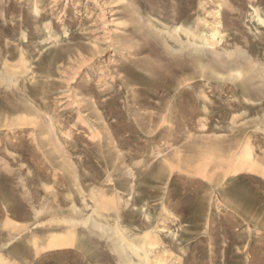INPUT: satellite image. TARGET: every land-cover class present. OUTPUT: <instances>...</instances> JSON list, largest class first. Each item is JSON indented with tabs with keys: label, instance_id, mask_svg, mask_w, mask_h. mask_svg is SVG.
Listing matches in <instances>:
<instances>
[{
	"label": "rangeland",
	"instance_id": "1",
	"mask_svg": "<svg viewBox=\"0 0 264 264\" xmlns=\"http://www.w3.org/2000/svg\"><path fill=\"white\" fill-rule=\"evenodd\" d=\"M263 72L264 0H0V264H264Z\"/></svg>",
	"mask_w": 264,
	"mask_h": 264
},
{
	"label": "bare ground",
	"instance_id": "2",
	"mask_svg": "<svg viewBox=\"0 0 264 264\" xmlns=\"http://www.w3.org/2000/svg\"><path fill=\"white\" fill-rule=\"evenodd\" d=\"M257 18H258L259 21L263 22V20L259 16H257ZM176 30H178V28L177 27H174L173 32H176ZM214 30L215 29H211L210 36L212 38H214V36H215ZM182 31H183V29H182ZM188 31H185L184 30V32L187 34V36H188V34H190V32H188ZM192 39H194V38H192ZM204 40H205V43H206L205 46H208L210 44H211V46H213L212 43L209 42V40H207L206 38H204ZM240 70H241L240 68H237V69H232L231 71L234 72L237 76H240V74L242 75V72ZM263 75H264V72H263ZM247 159L250 162V158L248 156H247ZM94 211H96L95 208L93 209L92 212L94 213ZM91 218H92V215L88 216L86 218L87 220L86 219L83 220V224H86L87 221H88V219L90 220ZM93 222H94L93 223V228L96 227V228L99 229V231L101 232V234L107 235V237L110 236L109 235V232L111 233L110 228H106L107 226L104 228L102 225H100V223L95 222V220H93ZM73 223H75V222L73 221ZM69 225L70 226H68V229H67L68 230L67 231L68 233L65 232L66 237L59 236L58 233L57 232H54V231H53L54 234L53 233L52 234H49V235H51V237L49 236L50 237L49 240H48V237H47V240H48L47 244L49 245V247L63 245L64 242L67 243L66 241L71 242V243L74 241V238L75 237L73 238V236H72V233H74V226H73L74 224H69ZM114 228H115V235H116V237L115 238H112L111 237V240L113 241V244H114V247L116 248V250L119 253H121L122 255H125L126 257L132 256V255H134V256L136 255L135 257H137L136 260L134 258L131 259L130 257H128V259L125 261L126 264H150V262H152V261H150L151 258L149 259V253L151 252L150 251L151 249L148 248L151 245L150 246H139V245L137 246L136 244H134L130 240L128 241L127 240L128 238L126 239V237L121 234L123 231L120 233L119 232L120 230L118 228H116V226ZM111 230H112V228H111ZM117 233H120V234H117ZM59 234H60V232H59ZM142 244H144V243H142ZM49 247H46V248H49ZM127 251H129L130 253H128ZM2 261H3V258L0 256V263Z\"/></svg>",
	"mask_w": 264,
	"mask_h": 264
}]
</instances>
